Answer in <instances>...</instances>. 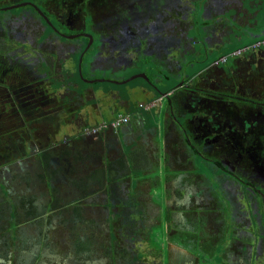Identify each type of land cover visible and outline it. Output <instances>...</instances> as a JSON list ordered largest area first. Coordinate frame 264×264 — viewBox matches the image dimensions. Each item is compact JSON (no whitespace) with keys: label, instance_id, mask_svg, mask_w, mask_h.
Returning <instances> with one entry per match:
<instances>
[{"label":"rangeland","instance_id":"obj_1","mask_svg":"<svg viewBox=\"0 0 264 264\" xmlns=\"http://www.w3.org/2000/svg\"><path fill=\"white\" fill-rule=\"evenodd\" d=\"M29 1L32 0H22L18 2ZM198 1L199 0H184L186 6L183 9L185 21H180V24L185 29V33L183 34V38L180 39L179 44L173 49L179 63L177 66L181 65L180 67H173L174 61L171 60V66L168 69L161 60H155L157 67L155 70H151L147 69L145 63H142L144 61H142L140 63L133 62L110 73V76L114 77L115 75L119 79H126L135 74L143 73L146 76L144 80L142 77H136L122 84L104 81L83 83V81L89 77H98L99 79H104L105 77L109 78V76H106V73H104L106 70L97 68L92 70L89 69L92 59L89 54L90 51L94 50V46H92L93 42L89 43V40L86 41L85 38L76 39V41H80L79 43L82 44V47H87V44H89V47L92 46L90 48L91 50L89 49L90 51L84 55V58L81 57L82 52H79V49L71 55L68 53L69 56L63 58L64 54H62V51L65 49L72 50L74 43L70 42V37H62L52 31L51 50L47 52V48L43 50L44 53L50 54L53 65H51V68L52 71L55 72L54 74H56V81L53 79H45L41 80L39 84L42 87H46L47 92H50V95H52L56 101L59 99V102H62L64 99L65 103H69L66 101L67 94L72 96L70 100L73 96L75 98H79L80 96V103L74 110L77 114L73 113L72 117H69L72 111L67 110L65 114L59 116L60 122H56V118L54 119L51 115L50 119L40 122V124L27 122L26 125H23L25 123L24 121L19 122L18 126L17 123H15L16 125L11 123L5 126L3 130L0 129L2 139L4 136L6 137L4 129L14 131V135H20V133H25L28 130H35V145L37 144L39 146L38 150L41 151L45 149L48 157L54 159L51 166L54 167L57 164L61 168L57 173L58 177L55 178V182H57V187L59 189L58 196L61 198L62 208L66 207L68 211L60 213L59 216L64 217L70 210V208L68 209V206L65 205L67 199L75 201L76 204L84 199L85 202L82 200L83 204L81 205H83L82 207L86 212V219H91L99 224L98 229L102 230L101 235L104 239H108L109 234L110 240L113 241V250H115L117 254L119 253L118 247L122 249L123 247H127L128 255L131 256V253H133L132 255L136 259V261H134L132 258L130 261L132 263L139 261V264H177L180 263L179 261L180 259L182 260V257H185L193 259V263L195 264L196 262L197 264H242L241 261L237 259V256L238 253L241 254V247L245 242L251 246L255 245L257 240L264 243V230L261 232L257 230L258 226H264V218L259 219L254 203L243 194V190L247 188H245L242 183H239L238 187L240 192H237L238 195L234 196V200L231 199V191L227 192L228 194L224 193L227 196H223L222 189L225 187L221 184L222 177L219 178L215 174L212 170L210 161L202 159L203 155L206 157L205 159H209L210 157H208V155L212 154L209 150L207 151L204 142L202 143L203 138L198 137L197 140L201 144H195L197 149L199 146L198 150L202 153H194L191 150V152H189V149L185 147L184 143L178 144L177 142L180 139L179 134L182 125L191 131L195 123L193 120H195V118L197 120L199 117L202 119V113H200L201 115L199 117L196 115L199 113V110H202L200 109L202 106L196 103L191 104L192 101H188L189 99L183 100L188 96L187 93H191L192 95L203 93L200 89L194 90L195 87L208 88L209 85H203L198 81L207 79L218 71L221 74H230V69L235 70L238 66L234 60L246 54L247 49H245V47H250L259 40H264V0H214V3L211 4V8L205 12V15L201 16L200 10L196 7ZM128 4H131V1H129ZM28 5L29 3L12 8V12L2 10L3 12H0V16H10L11 13H16L19 10L18 8L23 7L24 9L27 8L26 6ZM127 6L130 7L131 5ZM189 6L194 10L189 9ZM173 13H169L170 18H172L171 15ZM177 17L178 16L175 15L176 20ZM209 17L211 19H207ZM200 19L204 22L211 21V24H213V26L209 28L211 29V38H209L208 41V49L211 52L208 57L206 56L207 52L205 53V51H203V43H201L202 40L199 39V35L193 33L195 29H198L199 34H202V29L206 28L205 26L200 27L202 23ZM52 27L55 28L54 26ZM50 30V28H47L45 33L48 34ZM249 34L255 36L249 37ZM1 35L2 33L0 32V40ZM42 36L43 35H40L39 37L42 38ZM5 42H7L6 38ZM57 44L58 46H63L58 47ZM4 48L0 49V54L4 53ZM33 51L37 50L34 49ZM24 54L30 56L21 49L15 51L14 55H19L21 58H24ZM67 58L70 67L69 69H64L63 59ZM146 58L149 59V57H143V59ZM141 60L142 58H138V61ZM218 63H220V65H218ZM114 66H116V64H114ZM182 72H185L184 74L187 75H184ZM60 73L64 74V76L66 75V78L61 80L62 82H60V77H62ZM239 74L240 71L235 74V79L239 81L240 85L236 86L240 93L243 91L245 94H252L253 92L248 91L253 89V87H255L254 85H264V68H261L258 73H249L245 80H239L240 76H237ZM232 78L233 77H228L229 82L227 81L225 85L233 88V85H231ZM149 80H153L158 88L167 89L170 94L178 87H183L177 90L178 93L175 96L172 92L171 102H168L167 98L164 97L165 95H160L165 93L164 91L157 93L158 97L160 96L158 99L142 107L140 106L139 112L137 111V114L134 113L136 114L135 116L134 114L131 115L129 123L122 127H118L116 129L117 133L113 132V129H110L111 131L109 132L113 136L106 135L105 138L102 137L98 140L95 147L89 144H80L78 142L71 143L67 145L66 148H57L53 145L48 146V140L51 138H59L62 134H71L79 130L82 125L85 127L102 118L108 120L109 113L123 112L121 108V106L125 104V102H123V100H125L123 99V95L131 93L130 90H128V85L145 86L150 89ZM225 80L226 79H223L222 82L219 77L216 79V81L221 84H223ZM242 81L243 84L241 85ZM61 83L64 85L63 87H66L64 90L59 87L62 85ZM222 86L224 87V85ZM80 88H82L83 91L79 94L77 92H80ZM112 88H116V90ZM91 89L95 94L94 92L93 94L89 93ZM75 94H78V96H75ZM129 97H132L131 94H129ZM231 100V96L224 98L225 102ZM199 101L205 102V100H202V97ZM65 106L68 105L65 104ZM189 107L194 110H187ZM130 108L131 106L128 103L127 109ZM60 109L61 107L59 104L52 101L51 108L48 110L54 114ZM128 112H131V110H128ZM74 116H76V118H73ZM138 116H142L144 119V123L141 122L142 124L140 126L137 124ZM203 117H205V115H203ZM125 129H131L133 131L141 129L143 131V136L142 138L128 139L125 137ZM112 132L116 135L114 136ZM57 134L59 135L57 136ZM181 136H184V134H181ZM58 140L59 139H56L57 142ZM105 144V152H107L105 156L109 159L112 158L111 156L113 154L117 155L122 151L129 152L130 148L139 151L141 146L145 147V150L151 157L150 162L144 159L145 156L143 154H140L138 164L134 159H131V166L133 167L126 173L127 179H125V185H123L126 189L129 188L133 182V185L130 187V193L135 194L136 199H142L145 205V211L141 214L137 211L133 212V215L136 214L138 216L136 217L137 219H135L136 222L132 224L127 222L126 226L120 224L117 214L113 215L114 220L111 219V228L109 232L105 217L107 215V210L103 212L99 211V208H101V200H103V192L99 190L98 186L89 184L85 196L80 198V196L84 194L77 180L74 182L69 181V183L65 181L73 170L83 171L85 169V164H94L95 161L99 162L101 160V158H97L96 160L95 158H88V161L85 160L84 164H82L83 161L76 163L74 161L76 158L73 155L76 154L77 151H81L84 158L88 157V154H102ZM188 147L190 148L189 145ZM63 149H67V154L62 155L65 151ZM34 150H37V148H34ZM27 152L26 150H22L17 153V158H19V160L11 164V169L18 170L19 167H21L25 169L24 171L28 172V178L31 179V184L34 185V188L30 189L29 193L35 194L37 199L36 203L42 205L48 202L50 196L49 191L47 185L41 183L39 177L36 176V173L41 170L37 152L35 154V151H33V155ZM135 152L136 151H133V154L130 155L132 158ZM77 154L80 155V153ZM59 155L64 163L57 157ZM163 156L167 163L162 160ZM185 160L190 163H185ZM88 169L89 167H86V170ZM213 174L216 176L214 177ZM167 178H174V180L178 179L179 182H183L184 185L181 187V190L182 192H186L183 195H187L188 192V188L185 186L187 182H197L203 179V181L198 182V184L195 182L194 185L196 186L189 187L192 190V196L190 197L189 195L191 201L189 203L185 202V205H183L186 215L183 216V214H178L183 218L188 215L191 223L182 220L177 214H174V216H176L180 222L177 220L175 221L173 217L170 219V222H166V199L169 195V190L166 187L169 186L170 188L171 186V188H174L176 184L172 181H169L167 184ZM206 182L211 186L213 185L212 187L217 190L218 193L215 192V196L209 191L208 187L203 186ZM199 184L203 185L200 186ZM197 186L199 188L201 187V189L203 188L204 192L202 190L199 191ZM93 192L94 195L92 194ZM144 192H146L147 195ZM131 194L128 193V195L124 197L129 198ZM219 196L223 198V200H220ZM150 199L160 203L158 212L156 211L155 205L150 204ZM168 204L170 207H175V203L172 200H170ZM187 204L188 207L186 206ZM181 207H179L178 210ZM113 209L117 211L115 204ZM113 209L111 210L113 211ZM140 219L141 221L139 222ZM28 222L27 220L24 221V217L21 218V225L18 231L22 232L21 240H23V238L25 239L23 240V247L25 249L19 256H17L16 253L15 264L33 263L36 258L34 255L39 251L36 243V235L39 230L33 225H29ZM60 232L67 235V238L70 235L68 229H61ZM58 240L66 241V239L59 238ZM53 246L59 251L60 260L55 262L52 261L53 259L51 258L50 264H70V256L72 255L67 253L72 251L73 246L70 243H57ZM244 248H246L245 245ZM255 254L264 258V246H261L260 251H256ZM245 264L253 263L249 260Z\"/></svg>","mask_w":264,"mask_h":264},{"label":"flooded vegetation","instance_id":"obj_2","mask_svg":"<svg viewBox=\"0 0 264 264\" xmlns=\"http://www.w3.org/2000/svg\"><path fill=\"white\" fill-rule=\"evenodd\" d=\"M31 2L35 3L40 9L41 7L45 9V6H48L47 10L50 14L53 13V18H49L48 15L43 12L45 14L44 19L47 25L55 27L52 28L59 36L67 37L69 32L71 35H74V37H70L71 39H69L71 43H74V46L72 45L73 49H65L62 51V54H64L63 58L69 56L68 53L71 55L82 47V44L79 43L80 41H76V39L86 37L89 40L90 37L92 38L91 42L94 44V50L91 53L93 58L90 57L92 59L89 69L92 70L97 68L106 70L104 73H106V76H109V78L105 77V79L108 80H123L117 79L115 75L114 77L110 76V73L118 68L121 69L135 62L133 59L135 55L137 57V53L155 55L162 60V63L168 58L169 49L172 56H175L173 49L179 44L180 40L176 38L174 30L177 27L185 32V29L180 24V21L185 18L183 13V9L186 7L184 0L178 1L180 4L175 7L176 11L174 13L173 11L170 12L173 13L171 15L172 18H170L169 14L167 16L164 13H157L156 16L146 15L143 18L132 20L134 22L132 25L123 23L122 21L119 22L120 20L116 18H100L97 16L98 11L91 10V12H87V10L84 9L86 4L80 1L74 3L71 0H63L60 4L55 3L54 5L52 0H47V2L43 3L40 2L41 4L39 2ZM212 3H214V0H199L196 7L197 9H201L202 15H205V12L211 8ZM61 4L62 6H60ZM189 9H191L190 6ZM85 14H89V16ZM175 15L178 16L177 20ZM40 16L43 17L42 15ZM3 21V27L6 28L4 31L7 36L6 43L10 45H7V49L4 53L0 54V129L3 130L5 126H8V123L9 125L11 123L16 125L15 123H17L18 126L19 122L24 121L32 124H35V121L43 122L50 119L51 115L54 119L56 118V122H60L59 116L65 114L67 110L72 111L69 117H72L73 113L77 114L74 110L80 103V96L79 98L73 96L70 100L72 96L66 92V101L69 103H65L64 99L62 102H59V99L56 101L55 98L50 95V92H47L46 87H42L39 84L41 80L45 79H53L56 81V74H54L55 72H53L51 68L52 62L50 54L44 53L43 50L44 48H47L46 52L51 50L52 32L50 30L48 34L43 33L49 27L38 17H35L34 12L29 9L25 13H11L10 16L2 15L0 16V26ZM175 25L176 27L172 32L169 26ZM167 28L170 29L169 42L166 45H162L160 43L166 35ZM209 28L208 26L207 33L211 30ZM0 31L2 32L1 28ZM40 35H43V38H40ZM206 38L209 41L211 34H208ZM1 44H3L2 40L0 41V45ZM62 46L63 45H60L58 47ZM88 47H83L84 50L81 51L82 57L86 54L85 48ZM165 47H168V49ZM18 49L28 53L30 56L24 54V58H21L19 55H14L15 51ZM34 49L37 51H33ZM172 61L175 60L172 59ZM112 63L116 64V66ZM166 63L167 67L171 65V62L168 60ZM63 66L65 67L64 69H69L70 65L68 58L63 59ZM173 67H175L174 63ZM60 76H62L60 77V82H62L61 80L65 79L66 75L64 76V74L60 73ZM89 79L94 78L89 77ZM201 84L209 86L208 88L196 86L194 90L200 89L203 93L195 95L187 93L188 96L183 100L189 99L188 101H192L191 104L196 103L199 104V106L201 105L202 107L200 109L202 110H199V113L196 115L199 117L201 115L200 113H202V119L199 117V119L196 120L195 118V120H193L195 123L191 131L182 125V127H180L181 129L179 128L180 139L177 142L178 144L184 143L183 139H185L195 147V144L198 145L199 143L197 138H203L202 143L204 142L207 151L209 150L212 153L211 155L207 154L208 157L216 160L217 166L222 170L220 171V177H222L221 184L225 187L222 189V193L228 194L227 192L229 191L232 193L235 189L238 190V184L242 183V185L247 188L243 190V194L248 191L249 194H245V196L254 203L259 219L264 218V85H254L255 87L248 91L253 93L245 94L243 91L240 93L236 85H233V88L225 85V81L220 85L213 82ZM222 85H224V87ZM63 86L62 84L59 87L64 90L66 87ZM82 91V88H80V92L77 93L80 94ZM93 92L94 91L91 89L89 93L93 94ZM177 93V90H175L173 92L174 96ZM173 94L171 93V96ZM75 96H78V94H75ZM227 96H231L232 100L225 102L224 98ZM201 97L205 102L199 101ZM52 101L59 104L61 107V109L54 114L48 110L51 108ZM65 104L68 106H65ZM187 110L190 111L194 109L189 107ZM109 115L111 116L113 113H109ZM203 115H205V117H203ZM73 118H76V116ZM83 129L84 127H81L71 134H62L59 138H51L48 140V146L53 145L57 148H66L67 145L78 142L80 144H89L95 147L101 133L89 134L85 133ZM4 132L6 137L3 135L4 137L2 139V135H0V264H15L16 253L17 256H19L25 249L23 247V240L25 239L23 238V240H21L22 232L18 231L21 225V218L23 217L24 221H29L30 217H34L37 221L41 222L36 223L31 220L28 222L29 225H33L39 230V233L36 235L37 245L40 244L38 241L40 233H45L42 238L52 244V246L57 243L74 244L76 243V239L73 237H70V239L67 238V235L60 232L62 228H60V230L55 228L52 229L49 228L50 224L47 225L45 223V215L51 214V211H45V207L51 204L49 187L55 185L52 179L49 182L50 186L45 182H41L47 185L50 196L48 202L38 205L36 203V195L29 193V190L34 188V185L31 184V179L28 178V172L24 171L25 169L21 167H19L18 170L11 169V164L19 160V158H17V153L22 150H26L28 151L27 153L30 152L32 155L34 154L33 151H35V154L37 152L40 166V152L45 151L46 153V150L42 149L39 151V146L37 144L35 145V130H28L25 133H20V135H14V131L10 129H4ZM181 134H184V136H181ZM58 135L59 134H57V136ZM106 135L110 136L112 134L108 132ZM56 139H59L58 142ZM200 144L201 143H199V145ZM34 148H37V150H34ZM105 151L106 144L104 145L102 154H88V157L84 158L81 151H77L80 155L77 153L74 155H76V157H83L82 164H84L85 160L88 161V158H95V160L101 158V160L99 162L95 161L94 164H85V169L83 171L77 170L74 171V173L72 171L69 176L71 177L73 174L75 175L88 171H96L100 168L105 171L107 167L112 171L115 168L113 165L114 160L121 155L118 156L113 154L111 156L112 158L109 159L106 158L105 155L107 152ZM57 157L63 162L60 155ZM48 162L49 168L55 170V172L50 171V175L54 174V178L58 177L57 173L61 169L60 166L55 163L56 165L52 167L51 163L54 162V159L51 157H48ZM86 167H89V169L86 170ZM39 172L36 173V176H39ZM232 175L238 179L239 183L233 181L231 178ZM67 179H65V181L69 183ZM89 184H93L92 180L87 184V188ZM188 190L191 189L188 188ZM92 194L94 195V192ZM189 194L191 197L192 190ZM185 199L187 203L191 201L188 195H186L184 200ZM31 204L35 205L36 210L33 215L29 213ZM180 218L183 220V217ZM111 219L114 220L113 217ZM175 220L180 222L178 218ZM119 221L120 224H123V222L127 223V221L121 218H119ZM257 230L258 232L263 231L264 226H258ZM58 238L66 239V241H60ZM81 239L82 234L79 236V240ZM244 245L246 248H244ZM244 245L241 247V254L238 253L237 256V259H239L242 264H245L249 260L252 261L253 264H264V258L255 254L256 251H260V247H263L264 243L257 240L253 246L249 245L247 242H245ZM43 253H47V256L36 257L34 260L35 263L50 264L51 258L53 259L52 261L55 262L60 260L59 251L58 253L54 251ZM114 255L115 252L112 248L109 252L106 249H97L95 253L90 254L87 263L122 264L121 261H117L113 258ZM70 257H73V255ZM80 261L81 260H77V263ZM193 261L194 260L191 258L182 257V260L180 259L179 261L180 263L177 264H195Z\"/></svg>","mask_w":264,"mask_h":264},{"label":"trees","instance_id":"obj_3","mask_svg":"<svg viewBox=\"0 0 264 264\" xmlns=\"http://www.w3.org/2000/svg\"><path fill=\"white\" fill-rule=\"evenodd\" d=\"M18 1H22V0H12V1L0 0V7L6 6V5L12 4L14 2H18ZM32 1L39 2V3L40 2H42V3L47 2V0H32ZM52 1H53V5H54L55 3L60 4L63 0H52ZM71 1H73L74 3L77 1H80L81 3H85L86 6L84 9H86L87 12H91V10L98 11L97 16H99L100 18H116L117 20H120L119 22L122 21L123 23H127V24L132 25V24H134V22L132 20L143 18L146 15H155L156 16L157 13H164L168 16V14L170 12L176 11L175 7H177L180 4L178 1H181V0H113V1L112 0H71ZM129 1H131L130 7L127 6ZM60 6H62V4ZM26 7L27 8H24V9H23V7L18 8L19 10L16 12V14H18L19 12L25 13L29 9V10L34 12L35 17H38L47 27H49L51 29V32L53 31V33H55L54 29L46 24L44 17H41L40 14L32 7V5L29 4ZM47 7L48 6L46 5L45 9H43L42 7H41V9L43 10V12L46 15H48L49 18H53V13L50 14L47 10ZM0 10H1L0 12H3L2 11L3 9L0 8ZM198 10H200V16H201L202 15L201 9L198 8ZM7 11H10V9H8ZM10 12H12V9ZM85 15L89 16V14H85ZM166 15H164V16H166ZM127 19H129V20H127ZM207 19H211V18L209 17ZM200 21L202 22L200 27L205 26L206 28L202 29V34L201 33L199 34L198 29H195L193 31V33L199 35L198 37H199V39L202 40L201 43H203V51H205V53L207 52L206 56L208 57V55L211 51H209V49H208V39L206 38V36L208 34H210V30L207 33V29H208V26L212 27L213 24H211V21L210 22H207V21L204 22L202 19H200ZM119 22H117V23H119ZM1 23L2 24H1L0 28H1L2 32L1 31L0 32L2 33L1 40L3 41V44L0 45V49L5 47L4 48V51H5L7 49L6 46L10 45V44L5 42V38L7 41V36H6V33L4 32L6 30V28L3 27L4 21ZM169 27L173 32V29L176 27V25L175 26H169ZM133 28H134V26H133ZM170 29H168V28L166 29V35L164 36V38L162 39V42L160 44L166 45L169 42ZM43 33H45V32H43ZM174 33L176 34V38H178L180 40L181 38H183V34L185 32L182 31L180 28L176 27L174 30ZM249 35H250L249 37L255 36L253 34H249ZM42 38H43V36H42ZM83 38H85L86 41L88 40L86 37H83ZM180 44H182V43H180ZM92 46H94V44H92ZM92 46L88 47L85 50L86 51L85 53H88V51L91 50L90 48ZM165 48L168 49V47H165ZM245 49H247L246 54L239 56L238 59L234 60L236 65H238L237 68L235 70L230 69L232 66L229 68L231 71L230 74H228V75L227 74H221L218 71L213 76H211L207 79L200 80L199 82H201V83L213 82V83L220 85L221 83L216 81L217 77H219L221 81L223 79H226L225 82H227V81L229 82L228 77H230V78L233 77L231 85H240L239 81H236V79H235V74L238 71H240V74L237 75V76H240L239 80H243V79L245 80L248 77L249 73L254 74V73L260 72V69L264 68V43L253 44L250 47H245ZM79 50H80L79 52H81L82 50H84V48L80 47ZM91 53H92V51H90L89 56L93 58V56H91L92 55ZM84 55H86V54H84ZM167 56H168L167 59H165V60L163 59L164 60L163 64L165 67H167L166 66L167 60L170 62L172 59L175 60L174 61L175 67L181 66V65L177 66L179 63L176 59L177 58L176 54H175V56H172V54L170 55V51L168 50ZM143 57H149V59H147V58L143 59ZM207 57H206V59H207ZM138 58H140V59L142 58V60L138 61ZM155 60H160V59H159V57H156L155 55L148 54V53H137V57L135 55V58L133 59V61H135V63H140V62L144 61L142 63H145L146 68L151 69V70H155V68L157 67ZM234 61H233V63H234ZM244 62H245V65H244ZM218 65H220V63H218ZM169 66H171V65H169ZM169 66H168V69H169ZM76 72H77V68H76ZM182 73L184 74L185 72H182ZM184 75H187V74H184ZM241 76H242V78H241ZM116 78L119 79L118 77H116ZM84 82L85 81H83V83ZM104 82L113 83V82H110L107 80H104ZM148 82H150L149 85L155 86V88L158 89V92L164 91V90L158 88L157 85H155V83L153 82V80H151V81L149 80ZM85 83H87V82H85ZM146 84L148 85L147 82H146ZM242 84H243V81H242L241 85ZM182 87H178L176 90H178L179 88L181 89ZM174 91L175 90H173V92ZM164 92L168 93L164 97L167 98L168 102H171L172 96L169 93V91L167 89H165ZM34 123L40 124L39 121H35ZM26 124L27 123L25 122L23 125H26ZM7 125H9V123ZM166 125H167V123H166ZM183 141H184L185 147L187 149H189V152L192 151L194 153H202L197 148H195L194 145H191L189 141H187L185 139H183ZM187 144L190 146V148L188 147ZM133 151H136V152L134 154V157L132 158L130 155L133 154ZM143 152H144V149H142V148H140L139 151L136 149L130 148L129 152H126V151L123 152V154L119 158H116L114 160V162L112 161L113 165L115 166V168L112 171L109 167H107V169L105 171H103V169L100 168V169H97L96 171H92V172L88 171V172H84V173H80V174L79 173L75 174V175L73 174V177L69 176L70 178L67 179V180L72 181V182L77 180L79 185L82 187L84 195L80 196V198H83L85 196V193L87 190V184L89 182H91V180H92L93 184L97 185L99 190H101L103 192V200H101V208H99L100 209L99 211L103 212V211L107 210V215L105 217H106L108 232L111 228V218L113 217V215L117 214V217L127 221L128 223L130 222L132 224L133 222H136L135 219H137L136 217H138L136 214L133 215V212L137 211L139 214H141V213H143V211H145V209H144L145 205L143 204L142 199H140V198L136 199L135 194L130 193V187L133 185V182L131 183L129 188L125 189V187H123V185H125L124 180L127 179L126 173L129 172L131 170V168L133 167V166H131V159H134L136 161V163L138 164L139 163L138 158L140 157L139 155L142 154ZM64 154H67V149H65L63 155ZM73 156H75V158H76L74 160L76 163H80L83 161V157H80V156L76 157V155H73ZM39 157H40V168H41V170L39 172L38 177H39L40 181L45 182L48 186H50L49 182L51 179L55 183L54 186L49 187L50 194H51V204H49L45 207L46 208L45 211L46 210L51 211V214L45 215L44 220H45V223L47 225L50 224L49 228H52V229L55 228L57 230H60V228L68 229V232H70L69 233L70 235L68 238L70 239V237H73L74 239H76L75 240L76 243L71 244L73 246L72 251H69L67 253V254L70 253L71 255H73V257H70V264H88L87 263L89 261L88 257L90 256V254L95 253V251L97 249H103V250L106 249V250H108V252L111 250V248L113 249V241L110 240L111 238L109 237V234H108V239H104L101 235L102 230L98 229L99 224L95 223L91 219H88V220L86 219V214H85L86 212L84 211V208L82 207L83 205H81V204H83L82 200L85 202L84 199L80 200V202L78 204H76L75 201H71L70 199H67V202L65 203V205L68 206V209L70 208V210L64 217L59 216L60 213L66 212L68 210L66 207L62 208L61 198L58 196L59 189L57 187V182H55V178H54L55 175L54 174L50 175V171L55 172V170H53V168H51V169L49 168L48 155L45 153V151L40 152ZM205 158L206 157L203 155L202 159L206 160V161H210L212 170L220 178V175H221L220 171H222V170L219 166H217L216 160H213V158H209V159H205ZM162 160L165 161L164 156H163ZM162 163H164V162H162ZM185 163L189 164L190 162L185 160ZM74 171L75 170H73V173H74ZM206 174H207V172H206ZM215 174H213L214 177L216 176ZM178 178H181V177H178ZM231 178L233 179L234 182L239 183L238 179L235 176L232 175ZM169 181H172L173 183H176V184H175L174 188H171V186L169 188L168 185H167L168 187H166L169 190V195L166 199L167 208L165 209V211H166L165 212V215H166L165 218L167 220L166 222H170V219L172 217L175 220L177 217L174 216V214H177V215L183 214V216L186 215V213L184 212L185 209H184L183 205H185V202H187L186 200H184L186 195H183L186 192H182V190H181V187L184 185L183 182H179L178 179L174 180V178H172V179L167 178V180H166L167 184ZM202 181H203V179L200 181L198 180L197 182L196 181H193V182L190 181V183L187 182L185 184V186H186V188H189L190 186H196V185H194L195 182H196V184H198V182H202ZM199 185L202 186L203 184H199ZM209 185L210 184L208 182H206L205 185H203V186L208 187L209 191L212 192L213 195L215 196V192L218 193L217 190H215L214 187H212L213 185L212 186L211 185L209 186ZM200 190H202L204 192V189L203 188L201 189V187L199 188V191ZM189 192H191V190H188V192H187L188 197L190 195ZM237 192H240L239 188H238V190L235 189V191H233L230 194L232 200L235 199L234 196L238 195ZM128 193L131 194V196L129 198H125L124 196L128 195ZM198 193H200V192H198ZM223 193H222V195H223ZM244 193L246 195L249 194L248 191L244 192ZM222 195H221V197H222ZM221 197H220V200L221 199L223 200V198H221ZM168 200L174 201L175 207H170L168 204L169 203ZM114 204L117 208V211H114V209H113ZM150 204L155 205L156 211L158 212L160 203H158V201L154 202V200L152 199L150 201ZM133 206H135V207H133ZM186 206L188 207V204ZM179 207H181V208L178 210ZM111 209H113V211ZM35 211H36L35 205L31 204V210H29V213L31 215H33V214H35ZM187 212H188V210H187ZM46 214H47V212H46ZM178 216L181 217L180 215H178ZM29 219L32 222L35 221L36 223H41L40 221H37L34 217L33 218L30 217ZM183 220L187 221L188 223H191V221H189L188 215H187V217L185 216L183 218ZM140 221H141V219L139 220V222ZM123 225L126 226L127 224L123 222ZM41 227H42V225H41ZM37 233H39V231ZM81 234H82V239L79 240V236ZM43 235H45V233L44 234L40 233V236L38 239V241L40 242V244L38 245L39 251L37 252L35 257L47 256V253L44 254L43 252L49 253V252L54 251V252L58 253V250H56L54 248V246H52V244H50L49 242H47L46 240H44L42 238ZM74 239H72V240H74ZM120 248L121 247H118V249H119L118 254L114 250V252H115V255L113 256L114 259H116L117 261H121L122 264H139V261H137L136 263L130 262L132 258L134 261H136V259L132 255L133 253H131V256L128 255V250L126 247L125 248L123 247V249L122 248L120 249ZM86 254H88V255H86ZM77 260H81V261L77 263ZM31 264H37V263L33 262Z\"/></svg>","mask_w":264,"mask_h":264},{"label":"crops","instance_id":"obj_4","mask_svg":"<svg viewBox=\"0 0 264 264\" xmlns=\"http://www.w3.org/2000/svg\"><path fill=\"white\" fill-rule=\"evenodd\" d=\"M130 81V80H129ZM135 86H138V85H128V90H130V92L131 93H129V94H131V96L132 97H129V94H125V95H123V99H125V100H123V102H125V104L123 105V106H121V108L123 109L122 111L123 112H115V113H113V115H111V116H108V120H111L117 113H129L130 114V118H131V115L132 114H134V113H136L137 114V111L138 110H140V103L142 102V103H145V104H147V103H150V102H153V101H155L156 99H158L159 97H158V94L157 93H159V92H157L158 91V89H156L155 88V86H153V85H149L150 87V89H148L147 87V90H146V92H138V91H135L134 90V87ZM153 86V87H152ZM158 87V86H157ZM96 88H98V87H96ZM109 89V88H108ZM113 90H116V88H112ZM161 89V88H160ZM162 90H164L165 91V89H162ZM122 91V90H121ZM115 92V91H114ZM116 93V92H115ZM117 94V93H116ZM118 95V94H117ZM161 95V94H160ZM163 96V95H162ZM122 98V97H121ZM134 99V100H133ZM129 103V105L131 106V108L130 109H127V104ZM128 110H131V112H128ZM139 112V111H138ZM136 114H134V116L136 115ZM141 117V118H140ZM138 116L137 117V124H138V126H140L142 123H144V119L142 118V116ZM108 120H104V118H102L101 120H99V121H96V122H93V123H91L90 125H86L85 127H92V126H95V125H99V124H101L103 121H108ZM129 121H130V119H129ZM142 122V123H141ZM129 123V122H128ZM127 124V123H126ZM126 124H124V125H126ZM124 125H122V126H124ZM122 126H120V127H122ZM82 127H84V125H82ZM109 131H111V130H106V132L105 131H103V132H99V133H101L100 134V136H99V139H101L102 137L104 138L105 137V135L109 132ZM113 132H116V130H114ZM112 132V133H113ZM117 133V132H116ZM114 134V136L116 135L115 133H113ZM113 136V135H112ZM142 136H143V131L141 130V129H137L136 131H133V130H131V129H125V137L126 138H128V139H131V138H133V139H136V138H142ZM117 137V136H116ZM153 137V136H152ZM151 137V138H152ZM140 147V146H139ZM140 148H142V149H144V152L142 153L145 157H144V159L145 160H149L150 162H151V157L148 155V153H147V151L145 150V147L144 146H141ZM123 154V151L121 152V153H118L117 155L118 156H120V155H122ZM143 155H141V156H143ZM166 162V161H165ZM170 164V163H169ZM146 195H147V193L146 192H144ZM148 199H149V196H148ZM151 200V199H150Z\"/></svg>","mask_w":264,"mask_h":264},{"label":"water","instance_id":"obj_5","mask_svg":"<svg viewBox=\"0 0 264 264\" xmlns=\"http://www.w3.org/2000/svg\"><path fill=\"white\" fill-rule=\"evenodd\" d=\"M27 3H29V4H31L38 12H39V14L40 15H42L43 17H45V14L43 13V11L35 4V3H33V2H31V1H29V2H17V3H14V4H11V5H6V6H3L1 9H3V10H8V9H12V8H15V7H19V6H21V5H25V4H27ZM47 19V18H46ZM47 21L49 22V20L47 19ZM66 36V35H65ZM68 37H74V35H67ZM89 36V35H88ZM91 41H92V38L90 37L89 38V43H91ZM89 46V44H87V47ZM87 48H85V50H86ZM83 55H81V57H82ZM80 57V58H81ZM79 73H80V67H79ZM136 77H142L143 79H144V77H146L145 76V74H143V73H138V74H135V75H133V76H131V77H128V78H126V79H123V80H121V81H118V80H107V81H110V82H113V83H118V84H122V83H126V82H128L129 80H132L133 78L135 79ZM104 80H106L105 78L104 79H99V78H94V79H89V78H87V79H85L84 81L85 82H87V83H92V82H99V81H104ZM134 90L135 91H138V92H146V90H147V88L145 87V86H136V87H134ZM168 93H163V94H161V96L162 95H167ZM120 96V95H119ZM121 97V96H120Z\"/></svg>","mask_w":264,"mask_h":264},{"label":"built area","instance_id":"obj_6","mask_svg":"<svg viewBox=\"0 0 264 264\" xmlns=\"http://www.w3.org/2000/svg\"><path fill=\"white\" fill-rule=\"evenodd\" d=\"M261 43H264V40L263 41L259 40L255 44H261ZM143 105L146 104L140 103L141 107ZM129 119H130L129 113H117L111 120L103 121L101 124L92 127H84L83 131L89 134H96L99 133L100 131H106L110 129L116 130L118 127L128 123Z\"/></svg>","mask_w":264,"mask_h":264},{"label":"clouds","instance_id":"obj_7","mask_svg":"<svg viewBox=\"0 0 264 264\" xmlns=\"http://www.w3.org/2000/svg\"><path fill=\"white\" fill-rule=\"evenodd\" d=\"M142 103V102H141Z\"/></svg>","mask_w":264,"mask_h":264}]
</instances>
